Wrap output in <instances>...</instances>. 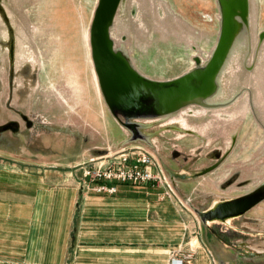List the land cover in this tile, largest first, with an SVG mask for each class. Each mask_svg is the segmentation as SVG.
<instances>
[{
  "label": "rangeland",
  "instance_id": "rangeland-1",
  "mask_svg": "<svg viewBox=\"0 0 264 264\" xmlns=\"http://www.w3.org/2000/svg\"><path fill=\"white\" fill-rule=\"evenodd\" d=\"M249 1V27L242 34L245 40L241 55H234L220 74V89L214 99L232 97L246 87L252 91L253 107L249 93H245V99L227 110L203 113L198 109V117L186 114L187 124L204 137L198 141L191 137L193 144L177 147L189 156L193 154L189 147L197 144L208 151L224 152L236 136L244 168L239 176L242 184L225 192L231 196L243 194L264 180V132L258 124L259 120L264 123V43L258 58L253 55L245 62L249 42L255 50L261 43L264 0ZM98 2L0 0V125L19 121L22 138L20 143V138L0 135V149L8 144L32 146L38 156L63 166L78 164L89 152L108 146L105 123L109 112L90 46ZM218 3L219 0H124L112 32L115 47L149 78L178 77L195 68L196 59L200 60L198 65L208 61L220 31ZM190 112L193 111H187ZM20 113L34 120L32 129H26ZM150 133L159 131L144 130V134ZM117 138L120 142L125 139L122 133ZM163 147L157 141L163 160L178 164L174 150ZM7 161L4 159L2 164ZM180 189L190 193L183 186ZM246 245L254 248L255 243L248 240Z\"/></svg>",
  "mask_w": 264,
  "mask_h": 264
},
{
  "label": "crops",
  "instance_id": "crops-1",
  "mask_svg": "<svg viewBox=\"0 0 264 264\" xmlns=\"http://www.w3.org/2000/svg\"><path fill=\"white\" fill-rule=\"evenodd\" d=\"M105 124L108 144L115 148L122 129L112 119ZM94 152L63 166L32 149L0 155V264H180L172 261L181 254L191 255L183 264H228V247L219 242L212 247L210 232L174 196H164L163 188L124 184L115 194L82 190L81 164ZM240 157L234 152L215 173L181 185L190 189L192 201L203 204L205 195H220V185L242 172ZM256 213L250 217L258 218Z\"/></svg>",
  "mask_w": 264,
  "mask_h": 264
},
{
  "label": "water",
  "instance_id": "water-1",
  "mask_svg": "<svg viewBox=\"0 0 264 264\" xmlns=\"http://www.w3.org/2000/svg\"><path fill=\"white\" fill-rule=\"evenodd\" d=\"M123 2L124 0H99L90 30V46L99 87L108 108L109 119L114 120L120 126L121 132L125 133V139L115 148L108 144L103 150H95L84 164L112 156L128 148H142L148 151L158 161L167 185L175 198L186 209L194 213L198 222L210 232L214 240L226 245L228 250L233 251L230 256L237 258L236 264H240L239 261L242 260L243 262L253 261V264H264V249H261V246H264L262 243L264 226L262 233L257 230L258 228L261 229L262 226L255 227L257 222L260 225L264 223V180L243 194L225 195V192H231L234 186L242 184V181L239 180L242 172H239L235 175L237 176L236 181L230 183L235 177L233 175V178L231 177L220 185L218 190L220 195H213L210 198L205 195L204 204L200 207L194 205L188 193H184L180 189L182 181H197L218 171L222 166L221 162H225L227 157L233 155L234 152H238L237 137L233 136V140L231 139L224 152L217 151L218 156L215 159L218 162L216 164H207L200 170L193 169L196 165L191 164L193 161L189 164H182L179 170L170 169L161 164L159 155L150 148L153 144L151 140L153 141L159 136L166 138V134L169 132L171 135L173 132L177 133V137L172 135V138L179 139L180 147L187 146L188 143L193 144V138H196V141L202 140L204 136H201L197 129H193L191 124H187L186 114L192 113L191 117H198L199 110L203 113L227 110L237 101L245 99L243 98L245 93H249V103L253 107L252 91L246 87L238 90L232 97L214 99L216 92L220 89L219 83L217 84L220 74L228 67L234 55L236 57L241 55L240 51L243 49L245 40L242 34L245 32L244 29L249 27L250 1L219 0L220 31L208 61L198 65L200 60L196 59L195 68L167 80L153 79L143 75L135 66H132L130 60L120 50L116 49L112 32L116 26L117 16L120 14ZM259 40L261 43L256 47V50L249 42L245 53L246 63L248 57L254 55L258 58L261 54L264 32L260 34ZM11 43L13 45V41ZM10 47H12L11 44ZM186 110L193 112L187 113ZM20 117L25 122L26 129L30 130L34 127V120L28 115L20 113ZM190 121L193 123L192 118ZM259 122L260 127L264 128V123L260 120ZM186 126L189 127L186 128ZM150 129H158L159 133L144 134V130ZM20 133L21 125L17 120H9L0 125V135L6 139L7 137L20 138L21 143ZM8 145L4 146L3 150L0 149V153L25 151L24 149H32L33 151L32 146L26 148L19 146V144L9 145V147ZM196 146L189 148L192 149L193 147L195 150ZM197 148L205 154L210 152L208 149H204L202 145ZM183 151L175 148L174 157L178 154L188 155L185 153L186 150ZM223 154H226L227 157H223ZM237 181L239 183L235 184ZM256 212H259L258 218H251L250 216L257 214ZM214 226H218L217 228H221L223 231H226L225 226L234 228L233 242L230 243V237L225 236V233H217ZM248 240L254 241V248L247 247Z\"/></svg>",
  "mask_w": 264,
  "mask_h": 264
},
{
  "label": "built area",
  "instance_id": "built-area-1",
  "mask_svg": "<svg viewBox=\"0 0 264 264\" xmlns=\"http://www.w3.org/2000/svg\"><path fill=\"white\" fill-rule=\"evenodd\" d=\"M80 186L86 193L115 194L119 185L158 186L164 196H174L165 180L158 161L142 148L124 149L112 156L95 160L81 166ZM175 197V196H174ZM173 259L183 264L190 255Z\"/></svg>",
  "mask_w": 264,
  "mask_h": 264
},
{
  "label": "flooded vegetation",
  "instance_id": "flooded-vegetation-1",
  "mask_svg": "<svg viewBox=\"0 0 264 264\" xmlns=\"http://www.w3.org/2000/svg\"><path fill=\"white\" fill-rule=\"evenodd\" d=\"M157 141L158 142H161L163 145H164V149H166V150H168L169 148H171V149H173V150H175V148H177L178 146H179V144H180V142L178 141V140H174L173 138H168V137H166V138H161V137H156L155 139H154V143L152 144V147H150L153 151H155L158 155H159V151H158V149H157ZM175 154V153H174ZM216 156H218V153H217V151H215V150H213V151H210V152H208L207 154H205L204 152H202V151H200V149L199 150H196L193 154H192V156L190 155V156H188V155H176V157H174V159H175V161L178 163V164H175V163H172V164H170V163H168V161L167 162H165L164 160H163V158H162V156H160L159 155V157H160V159H161V164H164V165H166L168 168H170V169H177V170H179L180 169V167L182 166V164H189L191 161H193V163H191V164H216L217 162H218V160H216L215 159V157ZM223 157L224 156H226L227 157V155L226 154H223L222 155ZM230 156V155H229ZM228 156V157H229ZM228 157H227V159H228ZM179 159H182V160H179ZM188 159H190L189 161H188ZM206 160V162H204ZM181 161V162H180ZM176 166L175 168H173L174 167V165ZM221 164H224V162H221ZM233 178V177H232ZM236 179H237V176H235L231 181H230V183L232 182V181H236ZM227 186V185H226ZM186 188V187H185ZM187 189V188H186ZM183 191V190H182ZM184 192V191H183ZM185 193V192H184ZM193 202V204L194 205H196L197 207H200L201 206V204H202V200H201V203L200 202H198V203H196V202H194V201H192ZM203 204H204V200H203ZM202 204V205H203ZM262 226V228L260 229V228H258L257 230H260L259 232L260 233H262V229H263V226H264V223H262V225H260V223H258L257 222V224H255V227H261ZM218 226H214V229L216 230V232L218 233V232H222V233H225V236L226 235H228L229 237H230V243H232L233 242V239H234V233L233 232H235V230H234V228H229V227H226L225 226V230L226 231H223V229H221V228H217ZM229 231H231L230 233H229ZM240 233V232H239ZM209 244L212 246V247H217V246H219L218 245V242L216 241V240H214L213 238H210V240H209ZM231 249V248H230ZM233 254V251L232 250H227V253H226V255H225V257H226V259H227V262H228V264H236V260H237V258L235 257H231L230 255H232ZM217 255V254H216ZM217 257H218V255H217ZM240 262V264H253V261L252 262H250V261H244L243 262V260L242 261H239ZM256 264H258V263H256Z\"/></svg>",
  "mask_w": 264,
  "mask_h": 264
}]
</instances>
